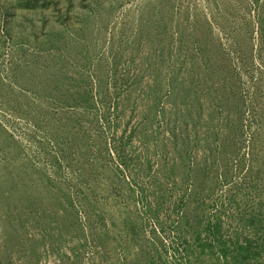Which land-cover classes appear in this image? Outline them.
I'll list each match as a JSON object with an SVG mask.
<instances>
[{"label":"rangeland","instance_id":"1","mask_svg":"<svg viewBox=\"0 0 264 264\" xmlns=\"http://www.w3.org/2000/svg\"><path fill=\"white\" fill-rule=\"evenodd\" d=\"M57 1L64 13L70 0ZM87 1L90 2V0ZM174 1L177 4L175 7L182 5L187 10V15L200 11L218 31L221 30L220 25H217L219 22H230L233 28L237 20L243 18L241 11L236 19H229L225 12L221 14L227 6L225 2H230L229 0ZM239 1L243 2V0H236V4L241 6L242 2ZM1 2L0 149L8 145L3 134L13 142L11 148L13 152H18L16 159H21V155L29 158L31 162H28V165L35 164L58 185L53 190V195L59 202L56 206L47 207L58 217L55 224L65 225L62 214L67 204L62 203L61 187L65 186L72 192L74 205L70 203V209L74 211L73 225L78 230L83 228L87 237V242L83 246L84 257L81 261L79 260V264H179L180 262L182 264H227L220 254H213L209 248L203 249L196 246L194 252L191 251L192 248L185 249V240H192L195 236L191 226L186 221H183L185 226L182 225L181 220L182 216L189 211L192 212L194 207L193 203L191 206L186 203L191 199L192 183L182 184L181 191L176 193V196H172V201L160 210L162 222L158 221L144 209L134 194L133 176L138 182L149 185L151 179L146 176L147 171H139L140 165L136 163L129 164L128 169H124L119 164L118 157L114 155V140L119 138L127 126L129 129L139 127L141 130L144 127L143 120L148 119L144 114L149 105L141 97L123 101L119 105V112L124 110V113L119 115V122L123 124L117 126L115 133L110 122V119L115 120L113 114L116 106L110 95V88H112L110 61L115 51L123 54L125 61L129 58L133 46H137L136 54L138 53L139 60L144 59L147 62L149 57L150 67L160 70L164 76L166 65L164 66L163 62L168 51L162 54L161 48L169 44L168 40L172 39L173 35L170 33L165 43L155 39L157 33L154 31L153 34L140 37L139 30L142 25L139 19L140 12L149 7L153 12L145 18V21L150 19L159 23L161 18L170 15L169 9L165 10L156 1L125 0L110 19V11L107 8L104 15L100 14V18L91 20V31L86 41L88 47L90 46V52L94 53V58L90 66H85L84 62L87 61L80 55L81 46L75 41L74 45L69 44L65 47V52L47 50V46L43 44L35 47L36 40L41 42V39L37 38L38 34L43 35L53 23L59 24L58 21L56 22V19H59L55 16V12L53 13L52 7L45 11L48 23L43 28L39 14L32 10L25 13V10L20 7L10 11L12 14L8 16H13V19L4 20L6 12L3 11ZM80 2L81 0H72V6H69L70 20L76 27L82 24L77 15V10L82 7ZM222 3L223 7L224 4L226 6L220 10L221 6L218 7V5ZM250 5L252 10L246 12V17L249 18L250 15L257 20L259 12L264 9V0H259V3L251 0ZM6 21H9L8 24ZM7 26L13 30V40L6 35ZM19 36L26 40L25 42L20 40V44H15L14 41ZM254 36V40L257 41L258 31L254 33ZM138 64L139 67L147 70L146 63L138 61ZM119 67L125 69L127 61ZM81 72L89 73L91 76L89 79L93 94L91 103L94 102L95 108L73 106L82 97L80 93L85 88L79 80L82 78ZM153 83L151 76L146 72L140 86L147 89ZM129 86L127 85L126 88ZM69 91L74 94H68ZM168 97L172 99L170 95L165 96L164 102L160 104L161 108H158L165 109L166 119L162 116L154 118L145 129L149 137L146 145L133 146L134 153H130L131 155L140 152L139 155L143 161L145 157H149L152 162L151 171L155 175L162 174L159 170L160 164L163 163L161 157L168 154L171 159L167 162L173 160L170 156L172 151L169 146L171 143L169 134L174 124L172 115L176 113ZM78 103L80 104L79 101ZM170 119L173 120L171 124ZM51 123L55 125H48ZM66 124L67 126L61 129ZM245 129L248 128L245 126ZM54 135L62 136L63 149H56L51 140L48 144L43 141ZM250 136L248 129L245 136L246 143L238 152L239 156H242L244 151L246 158H249ZM156 141L159 143L158 152L154 147ZM135 142L139 144L137 140ZM47 151L59 153L61 163L53 164L47 156ZM236 158L238 157H233L234 164H236ZM228 167L221 162L218 167L219 173L229 170ZM179 168L180 165L177 166V169ZM17 172H20V168ZM26 172L14 178L7 167L3 168V171L0 170V264H35L30 261L29 235L24 237L30 225L27 222L26 224L17 222L15 219L28 216V210L24 207L26 203L23 204L27 196L42 195L36 184L37 176H33V169ZM177 172L179 182L184 177V173L180 175L181 169ZM214 172L216 171L213 169ZM13 175L15 176L14 173ZM255 184L259 186L257 192L261 190L264 195V179ZM227 190L228 186L221 184L216 190L217 197H227ZM248 191L247 189L241 191L239 193L241 198L247 195ZM183 196L185 201L181 199ZM249 196L253 201L260 198L256 191L249 193ZM48 204L49 200H47ZM235 211L236 209L231 206L226 215H223L224 232L228 237L233 235L241 224ZM35 213L33 215H36ZM29 217L31 218V214ZM193 221L195 222L192 220V223ZM43 223L45 226H50L46 221ZM180 226L181 231L177 230L181 228ZM31 228L30 235L32 232L35 233V226L32 225ZM79 243L82 244V241L76 237L71 242L75 245ZM20 244L26 249L23 253L25 257L21 259L17 249ZM57 260L56 255H48L43 263L46 261L47 264H55ZM229 261L230 264H237L231 257Z\"/></svg>","mask_w":264,"mask_h":264},{"label":"trees","instance_id":"2","mask_svg":"<svg viewBox=\"0 0 264 264\" xmlns=\"http://www.w3.org/2000/svg\"><path fill=\"white\" fill-rule=\"evenodd\" d=\"M148 1H156L170 12V15L161 18L159 23L150 19L146 20L147 23L145 18L153 12L147 7V10L140 12L139 19L142 25L139 30L140 37L153 34L154 31L157 33L155 39L165 43L172 33L173 38L168 40L169 44L161 48L162 54L168 51L163 62V65H166V72L162 76L160 70L151 68L149 57L147 62L144 59L139 60L138 53L136 54L137 46H133L129 58L125 59L127 61L125 69L119 67L125 62L123 54L117 51L113 54L110 61L112 83L110 95L116 105L113 114L115 120L110 119L113 130L123 124L119 122V115L124 113V110L119 112V105L123 101L141 97L149 105L144 114L148 117L147 120H143L144 127L141 130L139 127L131 129L125 127L119 138L114 140L115 153H113L124 169H128L129 164L136 163L140 165L139 171H147L146 176L151 179L149 185L138 182L133 176L134 194L144 209L158 221L162 218L160 210L172 201V196H176L175 194L181 191L182 184L192 183L191 199L186 203L190 206L193 203L194 207L192 212L185 213L181 218L182 225L185 226L183 221H186L195 234L192 240H185L186 250L192 248L191 251L194 252L197 247L209 248L213 254H220L227 264H230L229 257L237 264H250V262L263 264L264 195L261 190L257 192L259 186L255 183L264 179V9L259 12L257 20H254L250 15L249 18L246 17V12L252 10L251 0L239 1L242 2L241 6L236 4V0H229L230 2H225L227 6L224 4L225 10L223 3L219 4L218 7H222L220 10L223 9L221 14L225 12L229 19H236L237 15H240L239 11L242 12L243 18L238 19L233 28L230 22H219L217 25H220L221 30L218 31L200 11L187 15V10L182 5L175 7L177 4L174 0ZM255 1L259 3V0ZM0 2L3 11L6 12L4 20L13 19V16H8L12 14L10 11L20 7L25 13L32 10L39 14L43 28L48 23L45 11L52 7L53 13L55 12V16L59 19H56V22L58 21L59 24L53 23L43 35L38 34L37 38L41 39V42L36 40L35 47L43 44L47 46V50L65 52V47L69 44L74 45L75 41L81 46L80 55L87 61L84 65L90 66L94 53L90 52L86 39L91 31V20L100 18V14L104 15L107 8L112 19L111 15L114 16L115 11L125 0H90V2L81 0L82 7L77 10L78 19L82 22L79 27L74 26L70 20L69 6H72V0L69 1L64 13L57 0H0ZM6 22L8 24L9 21ZM256 31H258L257 41L254 40ZM12 32V28L7 26L6 35L13 40ZM20 40L25 42L26 39L19 36L14 43L20 44ZM138 61L146 63L147 70L139 67ZM146 72L154 82L147 89L140 86ZM81 73L82 78L79 80L85 88L81 90L82 97L73 106L95 108L94 102L91 103L93 100L92 87L89 85L91 76L86 72ZM127 85L130 86L126 88ZM68 94L74 93L69 91ZM169 95L172 99L168 98L172 101L176 113L172 115L174 124L169 134L171 140L169 146L172 151L170 156L173 160L167 162L171 159L168 154L161 157L163 163L160 164L159 170L162 174L155 175L151 171L152 162L149 157H145L143 161L140 152L131 155L130 153H134L133 146L146 145L149 137L145 129L154 118L162 116L166 119L165 109L158 108H161L160 104L164 102V97ZM173 120L170 119V124ZM66 126L67 124L61 129ZM245 126L251 133L248 145L249 158H246L244 151L242 156L238 154L246 143L245 136L248 129H245ZM2 136L8 145L0 149V170L3 171V168L7 167L12 176L17 178L26 171L29 172V169H33V176H37L35 180L38 190L42 193L35 197L27 196L26 200H22L23 204L26 203L24 207L28 210V216L15 218L22 224L27 222L30 228L32 225L35 226V233L32 232V236L29 233L30 228L24 236L29 235L30 261L35 264H47L46 261L43 263L44 259L54 254L58 258L55 264H79L84 257L83 246L87 242V237L83 228L78 230L73 225L74 211L70 209V203H74L72 192L65 186L61 187L62 203L67 204L62 214L65 225L55 224L58 217L47 207L56 206L59 202L53 195V190L58 185L35 164L28 165V162H31L29 158L21 155V159H16L18 152H13L11 148L13 142L9 141L8 136L3 134ZM46 139L48 140H43L45 143L48 144L51 140L56 149H63L61 135ZM135 140L139 144H136ZM155 143L154 147L158 152L159 143L157 141ZM46 153L53 164L61 163L59 153H49V151ZM233 157H238L235 160L236 164ZM221 162H224L226 167L229 166V170L222 174L218 171ZM178 165L181 169L180 175L184 173V177L179 182L177 181ZM18 168H20L19 173ZM213 169L216 172L213 173ZM221 184L228 186V195L226 194L225 198H218L216 195V190ZM246 189L250 192L248 191L247 195L241 198L239 193ZM254 191L260 196L255 201L249 196V193ZM181 199L185 201L184 196ZM47 200H49L48 205ZM175 202L177 203L176 200ZM231 206L236 209L235 214L241 224L234 234L228 237L224 232L223 215H226ZM34 212L36 215H33ZM192 220L195 222L192 223ZM44 221L50 226H45ZM177 230L181 231L182 227ZM75 237L82 241V244H71ZM17 249L19 258L25 257L23 255L25 246L20 244Z\"/></svg>","mask_w":264,"mask_h":264}]
</instances>
